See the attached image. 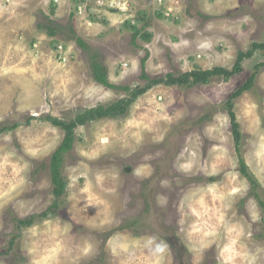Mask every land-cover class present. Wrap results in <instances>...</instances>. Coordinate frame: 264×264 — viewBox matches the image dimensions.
Here are the masks:
<instances>
[{"label": "rangeland", "instance_id": "rangeland-1", "mask_svg": "<svg viewBox=\"0 0 264 264\" xmlns=\"http://www.w3.org/2000/svg\"><path fill=\"white\" fill-rule=\"evenodd\" d=\"M78 1L0 0V128L18 124L0 133V264H264L263 52L229 80L156 85L78 126L60 194L49 164L64 132L47 120L129 97L95 83L92 58L129 90L144 73L230 70L264 41V0H127L124 14ZM252 74L232 102L236 146L226 101Z\"/></svg>", "mask_w": 264, "mask_h": 264}, {"label": "trees", "instance_id": "trees-1", "mask_svg": "<svg viewBox=\"0 0 264 264\" xmlns=\"http://www.w3.org/2000/svg\"><path fill=\"white\" fill-rule=\"evenodd\" d=\"M84 0L78 1V3L83 2ZM50 14L54 15V7L51 6ZM157 17H161L162 15L160 13H156ZM52 27H48L47 29V36L52 39L51 41V47L53 49H56L58 47V38H55L56 36H59V30H61L60 26L55 24L54 22H50ZM128 28L132 30L133 38L136 39L137 36H140V38L144 41L150 40V33H147L143 31L142 29H137L136 26L131 25L128 23ZM43 26H38L39 30H42ZM63 28V27H62ZM64 29V28H63ZM73 41H75L81 49L86 50V46L80 39L73 38ZM256 51H261L264 53V41L262 42H253L251 44V49H249L247 52H238L237 59L233 65V67L229 70L223 67H214L211 70H201V69H194L190 72L181 73L179 75H174L172 73H168L164 75L163 77H157L154 79H150L145 73L142 75V79L146 81V84L141 88H134L133 90H129L127 87L122 86H115L109 83L107 78V71L104 65H102L100 62L97 61V59L92 58L90 62V69L92 78L95 81V83H98L99 85H102L103 87L107 89H115V90H121L123 92H126L129 94L128 98H122L119 99L107 106H97L91 109H87L82 111L81 113L77 114L74 119L70 122L60 121L55 118L48 117V121L56 126L59 127L64 132V137L62 139V142L60 146L57 148V150L54 152L53 157L51 158L49 169L51 172V181L56 186L55 193L60 194L63 189V183L61 182V177L59 174V166H60V157L71 150L73 147V143L75 142V130L78 126H84L86 123L91 121H98L101 119H113L119 116H122L125 114L127 108L134 102L136 98L141 96L142 94L146 93L148 90L153 88L156 85H163V86H178V87H193L196 85H205L207 84L211 79L218 77L222 78L223 80H229L231 77L235 76L236 74L240 73L242 71L241 63L245 58L252 57L253 54ZM146 59L142 60V65L144 66ZM255 75H250L246 82L242 84L240 87H238L229 97V99L226 101V104L229 108V118L231 120V126H232V135L234 138V141L236 143V146L239 145V139H240V133L238 129V125L235 120V115L232 111L233 107V100L238 99L244 92L251 89L253 86ZM18 124H13L11 127L3 126L0 128V133L6 132L10 129L17 128ZM241 170L242 174H246L245 167L243 163L241 162ZM263 205L262 203H260ZM28 224V223H23Z\"/></svg>", "mask_w": 264, "mask_h": 264}, {"label": "built area", "instance_id": "built-area-1", "mask_svg": "<svg viewBox=\"0 0 264 264\" xmlns=\"http://www.w3.org/2000/svg\"><path fill=\"white\" fill-rule=\"evenodd\" d=\"M104 2H106L105 7H99V6H96V7L106 8L110 11L119 12L121 14H124L127 12V0H99V5L102 6L104 4ZM158 2L162 3V0H158ZM58 48H60V47H58Z\"/></svg>", "mask_w": 264, "mask_h": 264}, {"label": "crops", "instance_id": "crops-1", "mask_svg": "<svg viewBox=\"0 0 264 264\" xmlns=\"http://www.w3.org/2000/svg\"><path fill=\"white\" fill-rule=\"evenodd\" d=\"M51 3H55V4H58L59 5H63V1H66V0H49ZM54 7V5H52ZM55 9V8H54Z\"/></svg>", "mask_w": 264, "mask_h": 264}]
</instances>
